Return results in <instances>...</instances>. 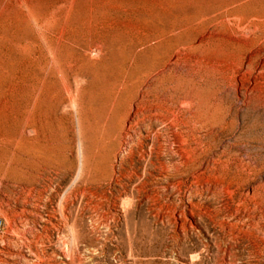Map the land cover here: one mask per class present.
<instances>
[{
	"label": "rangeland",
	"instance_id": "rangeland-1",
	"mask_svg": "<svg viewBox=\"0 0 264 264\" xmlns=\"http://www.w3.org/2000/svg\"><path fill=\"white\" fill-rule=\"evenodd\" d=\"M10 10L0 264H264V0Z\"/></svg>",
	"mask_w": 264,
	"mask_h": 264
},
{
	"label": "bare ground",
	"instance_id": "bare-ground-1",
	"mask_svg": "<svg viewBox=\"0 0 264 264\" xmlns=\"http://www.w3.org/2000/svg\"><path fill=\"white\" fill-rule=\"evenodd\" d=\"M3 5H4V7H5V15H4V17H1V15H0V26H2L3 25V28H4V30L6 31V33L8 32H10V30H11V22H12V20H11V10H10V8H11V0H3ZM0 48L2 49L1 51H0V54H1V57H2V60L4 59V62L6 63V60L5 59H7L8 60V58H9V56H10V54H11V48H10V46L9 45H6V44H4V45H0ZM9 86V85H8ZM7 87V86H6ZM9 88L10 87H8V89H6L5 91H4V95H6V96H8V95H10V90H9ZM5 89V88H4ZM152 127V126H151ZM154 129H156L155 127H154ZM156 134H157V132H156ZM156 134H153L154 135V137L156 136ZM153 138V137H152ZM83 143V142H82ZM148 144V143H147ZM152 144H153V141H152ZM151 144V145H152ZM148 147V146H147ZM82 148L83 147H81V145H80V147H79V157H80V164H81V166H80V169H79V174H81V172H82V166H83V154H82ZM148 148H150V147H148ZM152 148H154V147H152ZM84 149V148H83ZM172 149V148H171ZM150 152H152V151H150ZM181 153L182 154H186L187 153V150H182L181 151ZM177 154V153H176ZM153 155V154H152ZM151 156V155H150ZM173 156H175V155H173ZM173 156H171V157H173ZM177 156V155H176ZM180 156V155H179ZM178 156V157H179ZM187 156V155H186ZM185 156V157H186ZM157 157V156H156ZM160 157V156H159ZM159 157H157L155 160H156V163L154 164V166H155V168L158 170H160V171H163V173L164 172H168V171H170L171 172V170L170 169H172V171H173V175L174 176H178L179 178H184V177H186V176H188L189 174H190V172L195 168V166L197 167V165H193V164H191V163H189L188 161H185L184 159L183 160H180L181 162H174L173 160H172V158H171V160H164V159H162V158H159ZM175 158V157H174ZM182 158V157H181ZM149 159V158H148ZM166 159V158H165ZM169 159V158H168ZM178 160V159H177ZM147 163V162H146ZM148 163H149V161H148ZM145 164V163H144ZM145 166V165H144ZM152 166V165H151ZM147 167V166H146ZM145 167V168H146ZM153 168V167H152ZM150 169V168H149ZM143 170H144V168H143ZM133 172V171H132ZM157 172V171H156ZM169 172V173H170ZM126 173H128V172H126ZM134 173V172H133ZM162 173V172H161ZM160 173V174H161ZM79 174H78V176H79ZM83 174V173H82ZM122 174V173H121ZM125 174V173H124ZM134 174H136V173H134ZM149 174H151V173H148V175ZM168 174V173H167ZM146 175V174H145ZM152 175V174H151ZM165 175V174H164ZM2 176V175H1ZM0 176V177H1ZM124 176V175H123ZM130 176V175H129ZM136 176V175H135ZM162 176V175H161ZM82 177V176H81ZM133 177V176H132ZM142 177H144V176H142ZM172 177V176H171ZM173 178V177H172ZM82 179V178H81ZM142 180V179H141ZM136 182V181H135ZM139 183V182H138ZM139 190V189H138ZM132 193V192H131ZM139 193V192H138ZM133 195V194H132ZM131 195V198H132V200H133V198H134V196H132ZM126 198V197H125ZM132 200L129 198V197H127V199H125V202H123V204H122V211H123V214L125 213L126 214V212H127V210H129V208L131 207V202H132ZM166 214V213H165ZM166 216V215H165ZM169 216V215H168ZM164 218H166V217H164ZM168 218V217H167ZM72 234V233H71ZM73 235H74V232H73ZM86 235V234H85ZM82 237V236H81ZM80 235L79 234H75L74 236H73V242H71V244H72V251H70V252H72V254L75 256L74 258H72L73 260H78L79 261V258L76 256V254L79 252L78 251V248L80 247H78V243L80 242L79 240H80ZM82 239V238H81ZM80 244H82V243H80ZM68 249V248H67ZM264 249V248H263ZM80 250V249H79ZM65 251H67V250H65ZM263 251V250H262ZM68 252V251H67ZM69 253V252H68ZM63 255H64V253H63ZM62 255V256H63ZM69 255V254H68ZM65 257V256H64ZM67 259H69V258H67ZM73 264V262H70L69 264ZM80 263V262H79ZM65 264V263H64ZM76 264V263H75ZM228 264V263H227Z\"/></svg>",
	"mask_w": 264,
	"mask_h": 264
},
{
	"label": "built area",
	"instance_id": "built-area-1",
	"mask_svg": "<svg viewBox=\"0 0 264 264\" xmlns=\"http://www.w3.org/2000/svg\"><path fill=\"white\" fill-rule=\"evenodd\" d=\"M2 231V223H1V221H0V232Z\"/></svg>",
	"mask_w": 264,
	"mask_h": 264
}]
</instances>
